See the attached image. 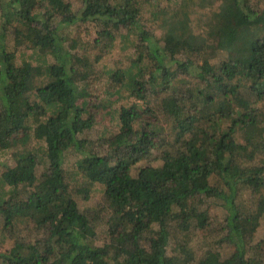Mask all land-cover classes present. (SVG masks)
Segmentation results:
<instances>
[{
	"label": "trees",
	"instance_id": "16d2710c",
	"mask_svg": "<svg viewBox=\"0 0 264 264\" xmlns=\"http://www.w3.org/2000/svg\"><path fill=\"white\" fill-rule=\"evenodd\" d=\"M80 3L0 0V151L14 160L0 175V247L13 241L0 264H264V240L253 243L264 219V0ZM79 24L95 28L93 55L70 39ZM123 36H135L133 53L106 73L103 103L88 85ZM123 99L116 133L82 137ZM68 152L81 157L71 172ZM97 184L101 202L84 213L76 193Z\"/></svg>",
	"mask_w": 264,
	"mask_h": 264
},
{
	"label": "rangeland",
	"instance_id": "374dc122",
	"mask_svg": "<svg viewBox=\"0 0 264 264\" xmlns=\"http://www.w3.org/2000/svg\"><path fill=\"white\" fill-rule=\"evenodd\" d=\"M73 4L74 9L77 10L79 6H81L80 0H70ZM172 1V0H171ZM0 19V24H1ZM146 27L148 30L155 31V34L159 35V30H154L153 24H150L146 22ZM94 26L93 24L89 25H83L79 24L77 26H74L71 31L69 30L68 34L70 35V39L77 41L76 44L80 47L77 49V52L79 54H89L93 55L96 51L94 48H90L92 46L93 40L96 39V35L94 34ZM122 34H125V31H122ZM11 39V38H9ZM12 40V39H11ZM132 40H135V36H123L121 39L118 40L117 44L113 47V49L108 53L105 57L102 58V60L99 62L96 68V75L93 82L88 85V88L90 89L91 96L97 97L100 101L104 103L106 100H108L109 95L106 92V86H107V72L113 70L116 67L119 66H125L128 63L129 58L132 56L133 53V44ZM83 47V48H82ZM84 48H87L84 51ZM90 48V49H89ZM20 53L24 54L23 57H18L19 59L27 58L29 55H31V50H24L23 48H20ZM88 50V51H87ZM47 59L50 61V56L47 57ZM33 63H40V58L37 54H35L33 58ZM103 73V74H102ZM126 95V94H125ZM126 103V100H120L118 102H114L112 105L109 106L108 110H105V112L102 113V117L97 119V122L93 129L90 131H87L82 137L87 138L90 140L97 141L100 136H110L117 132V122H116V114L114 110H117L121 105H124ZM42 142H36L33 138L30 139L28 148L33 150L35 154L40 158V156L43 155L42 151ZM41 149V150H40ZM80 155L75 152H68L65 154L64 157V168L67 170V172H71L75 169V163L80 159ZM14 164V160L12 159L11 155L8 152L0 151V175L4 171L6 166H12ZM146 162L140 164V166L145 165ZM159 162H154L153 165L157 166L159 165ZM40 171L41 170L39 168ZM73 176V175H72ZM74 179V178H73ZM73 186H75V190L80 187L75 182V180L72 181ZM102 186L100 185H93L90 186V193L88 195L87 199H84L82 195L76 193V201L78 204L79 209L87 213L89 210L94 209L98 203L101 202L102 197ZM248 195L245 193H242V196L240 198L241 201H247ZM210 216L218 221L221 222L224 212L218 205H212L210 207ZM2 223V219H0V224ZM104 230L105 226L100 225L96 229L97 236L99 239L104 237ZM193 241L190 245H193L194 247L199 244L200 239L202 238L201 233L198 231H193ZM180 238L179 240H181ZM264 240V219H261L259 226L255 232L253 243H257L259 241ZM13 244V241L7 240L4 245H1L0 251H4L5 249L9 248ZM227 248L224 249V252ZM172 248L168 250L169 253H172ZM221 251H223L221 249Z\"/></svg>",
	"mask_w": 264,
	"mask_h": 264
}]
</instances>
